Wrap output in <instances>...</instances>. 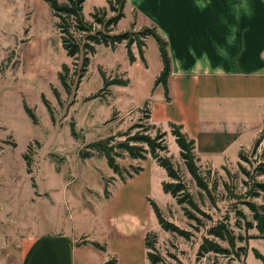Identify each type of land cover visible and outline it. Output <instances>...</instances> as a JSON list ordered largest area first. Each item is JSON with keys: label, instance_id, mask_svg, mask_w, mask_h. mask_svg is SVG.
<instances>
[{"label": "rangeland", "instance_id": "374dc122", "mask_svg": "<svg viewBox=\"0 0 264 264\" xmlns=\"http://www.w3.org/2000/svg\"><path fill=\"white\" fill-rule=\"evenodd\" d=\"M108 2L86 0L83 5L86 21L97 30H104L97 19L107 22L116 16ZM57 23L45 0H0V264H20L22 244L32 233H62L78 245L92 242L104 247L90 244L85 250L87 264H151L149 234L157 236V251L168 264H264L256 257V252L264 256V240L254 241L260 239L258 230L236 227L244 223L239 214L252 220L247 202L264 203V192L250 196L254 182H264V175L253 176L264 163V138L245 150V159L236 165L202 168L204 173L211 170L210 188L217 184L210 200L188 173L171 127L148 119L158 97L166 99L163 86L155 87L162 68L158 43L152 36L139 35L149 26H139L130 13L125 15L113 34L128 31L138 37L131 46L135 60H130L126 42L115 49L100 45L86 72L83 54L76 59L67 56ZM125 80L128 86L105 88L107 81ZM25 105L34 112L37 125ZM135 124L155 126L153 135L166 133L168 151L162 155L171 157L205 213L193 211L198 221L188 218L164 192L163 183L170 179L151 155L145 160L127 155L118 159L124 178L114 173L105 156L94 152L93 157L82 158L83 151H90L89 144ZM152 202L168 221L189 232L190 239L164 231ZM226 218L236 234L256 237L237 244L247 246L248 254L199 255L209 229Z\"/></svg>", "mask_w": 264, "mask_h": 264}, {"label": "crops", "instance_id": "0c3cea01", "mask_svg": "<svg viewBox=\"0 0 264 264\" xmlns=\"http://www.w3.org/2000/svg\"><path fill=\"white\" fill-rule=\"evenodd\" d=\"M124 12L168 43L170 100L158 97L152 123L182 126L202 168L236 165L264 138V0H126ZM57 234H28L20 264H87L91 245Z\"/></svg>", "mask_w": 264, "mask_h": 264}, {"label": "trees", "instance_id": "16d2710c", "mask_svg": "<svg viewBox=\"0 0 264 264\" xmlns=\"http://www.w3.org/2000/svg\"><path fill=\"white\" fill-rule=\"evenodd\" d=\"M45 1L50 5L54 16L58 19L57 26L61 34L63 48L66 51L67 56L69 58L76 59L79 55L83 54V71L87 72V68L90 64V56L96 53V48L100 45L115 49L117 45L126 42L130 60L132 62L135 60L131 51V46L138 43L136 40L138 37L128 31L113 34V27L117 26L118 23L125 18L124 11L126 0H109V7L111 8V11L116 14V16L107 22L105 20L97 19L96 15L97 13H100V10L93 15V17L97 19L98 23L104 25V30H97L93 27L92 23L86 21L83 14V5L86 0H67L66 3H60L58 0ZM104 11L105 10H103V12ZM139 35L144 38L152 36L158 43L164 68L155 82V87L157 88L159 86H163L166 99L169 101L168 80L171 76L172 68L171 58L168 52V43L158 33L156 27L146 28L143 32L139 33ZM138 47L143 58L144 51L141 44L138 45ZM66 68L67 66L65 65L64 69ZM60 80L62 84L68 88L63 74H60ZM128 84V80L119 83H117V81H107L105 83V88H108L111 85L128 86ZM44 102L49 111H51L45 98ZM25 110L32 119L33 123L37 125V118L34 112L27 105H25ZM148 119L151 120L150 109ZM154 127L155 126L147 128L143 124H135L129 127V129L125 132L111 136L105 140H99L89 144L88 149H90V151H83L81 156L83 159H89L93 157L94 152L100 154L101 156H105L109 167L114 171V173L124 178V168L119 164L118 159L127 155L129 158L134 160H145L148 155H151L157 164L166 170L168 178L170 179V182L163 183L164 192L166 194H170L177 201L178 205L183 207V211L188 218L198 221V218L193 214V211H197L201 214L205 213L199 208L198 203L195 201L194 196L190 192L181 171L172 161L171 157L162 155V153L168 151V148L165 145V137L167 135L166 133H161L159 131L153 135L151 130L154 129ZM170 127L176 144L180 149L181 158L184 161L185 167L191 175L192 180L197 184L203 195L207 196L210 200H213L212 196L214 191L217 189V184H214L212 188H210L209 174H211V170H209L208 173H204L202 171V166L200 165V160L196 153L195 141L190 139L183 132L182 126L171 124ZM72 128L74 131V126H72ZM118 138H124V140H120ZM262 140L263 136H260L255 144L258 145ZM243 152L244 151L242 150L239 153L240 160L245 159ZM26 159H28L27 165L30 168V158L26 156ZM138 170L140 169L138 168ZM244 172L248 177H250V173L245 170ZM263 175L264 163H261L254 169L253 176L257 178ZM261 192H264V182L255 181L251 188L250 196L256 198ZM151 204L154 208L158 222L164 231L177 234L188 240L190 239L191 234L189 232L180 229L174 223L168 221L157 204L154 202ZM246 205L252 213V220H248L244 214H239L242 216L244 223L241 224L238 222L236 227L244 229L246 232L252 229H257L259 232V238L264 239V203L255 204L254 202H247ZM255 238V236L244 237L236 234L233 227H231L229 218H226L209 229L208 237L204 239L200 246L199 255L205 256L210 253H215L216 255L227 256L236 251L235 253L237 257L240 258L248 254V248L247 246H237V244ZM156 239L157 236L151 234H149L146 238L148 259L151 264H168L164 257L157 251ZM222 242L227 243L229 247H224L221 244ZM89 243L97 249L104 250V247L98 243ZM256 257L264 263L263 255L256 252Z\"/></svg>", "mask_w": 264, "mask_h": 264}, {"label": "clouds", "instance_id": "9594fccd", "mask_svg": "<svg viewBox=\"0 0 264 264\" xmlns=\"http://www.w3.org/2000/svg\"><path fill=\"white\" fill-rule=\"evenodd\" d=\"M233 31H235V30H233ZM234 39H235V36L231 37L229 40V43H231ZM221 54L226 55V53L223 50H221ZM216 73L222 75L223 70L218 68V69H216Z\"/></svg>", "mask_w": 264, "mask_h": 264}]
</instances>
